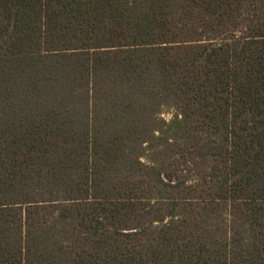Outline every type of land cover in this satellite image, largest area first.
<instances>
[{
    "label": "trees",
    "instance_id": "16d2710c",
    "mask_svg": "<svg viewBox=\"0 0 264 264\" xmlns=\"http://www.w3.org/2000/svg\"><path fill=\"white\" fill-rule=\"evenodd\" d=\"M0 264H264V0H0Z\"/></svg>",
    "mask_w": 264,
    "mask_h": 264
},
{
    "label": "rangeland",
    "instance_id": "374dc122",
    "mask_svg": "<svg viewBox=\"0 0 264 264\" xmlns=\"http://www.w3.org/2000/svg\"><path fill=\"white\" fill-rule=\"evenodd\" d=\"M171 116H172V111H171V110H165V111L162 112V114H161V117H162L164 120H166V121H168V120L171 118Z\"/></svg>",
    "mask_w": 264,
    "mask_h": 264
}]
</instances>
